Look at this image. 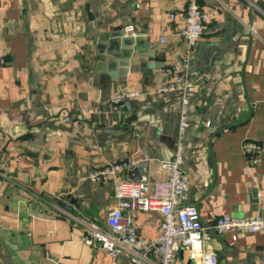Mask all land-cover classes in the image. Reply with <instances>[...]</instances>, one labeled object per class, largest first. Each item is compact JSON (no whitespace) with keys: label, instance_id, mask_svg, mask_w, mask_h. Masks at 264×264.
<instances>
[{"label":"crops","instance_id":"1","mask_svg":"<svg viewBox=\"0 0 264 264\" xmlns=\"http://www.w3.org/2000/svg\"><path fill=\"white\" fill-rule=\"evenodd\" d=\"M192 1L212 17L192 54L204 83L189 93L184 204L212 228L222 214L264 218V0H0V264H130L84 242L85 230L105 227L117 204L114 183L88 176L131 160L151 181L165 178L161 162L174 149L159 129L176 131L181 96L162 88L187 50L178 9ZM131 25L162 68L131 73L143 65H130L127 80L104 97L98 48ZM126 91L140 94L112 102ZM71 198L69 212L60 203ZM133 221L144 238L160 233L157 213L136 212ZM214 232L182 245L177 264H199L203 251L221 256L219 264H264V229L220 234L226 248Z\"/></svg>","mask_w":264,"mask_h":264},{"label":"built area","instance_id":"2","mask_svg":"<svg viewBox=\"0 0 264 264\" xmlns=\"http://www.w3.org/2000/svg\"><path fill=\"white\" fill-rule=\"evenodd\" d=\"M178 10L186 19L183 34L187 50L183 58L166 71L169 79L162 88L165 92H179L181 96L173 156L161 162L165 178L158 181H151L147 176L139 180L127 179L126 172L138 167L131 160L98 167L88 176L93 183H114L113 194L117 204L108 215L105 227L92 225L85 230L84 242L87 245L99 244L113 259L126 256L130 264H177V252L182 245L202 242L208 237L199 208L184 204L190 190V179L183 165L184 143L191 118L189 93L204 83L201 71L192 66V54L212 13L195 1L180 6ZM175 14L170 13L171 20L176 18ZM126 33L134 34V26H128ZM164 40L162 36L161 41ZM139 94L138 91L122 92L112 102L122 106ZM89 110V107L82 108L81 115H86ZM122 175L125 178L123 180ZM136 212L157 213L161 216L160 233L155 238L147 239L140 235L133 221ZM213 227L219 234L231 231L258 232L264 229V218L239 219L222 214L215 219ZM198 257L199 264H217V256L207 251L201 252Z\"/></svg>","mask_w":264,"mask_h":264},{"label":"water","instance_id":"3","mask_svg":"<svg viewBox=\"0 0 264 264\" xmlns=\"http://www.w3.org/2000/svg\"><path fill=\"white\" fill-rule=\"evenodd\" d=\"M136 31H139V33H143V30H139L137 28ZM108 38V41H103V44H101L97 52L98 56H103L105 58V61L98 62V66L96 69L98 73L104 75L101 79V85H103L104 89V97L110 96L111 88L114 83L118 86L120 85V83L127 80L129 73L128 69L129 67H131L130 65H143V68H140V66H135L132 69L130 68L131 73H139L145 72L148 69L162 68V65L160 67H157L155 66L156 64H152V61L148 59V55L145 54L146 46L141 43L140 39H136L133 34H128L119 29H115L109 34ZM137 113L138 112H136V114L132 118L128 119L129 124H132L137 120ZM154 122V126H158L160 124L159 120L155 119ZM158 137L160 141L164 143L167 149H174L176 131L173 129V126L165 125L161 127L159 129ZM126 176L127 179L139 180L142 178L143 174L142 172H140V169L136 167L128 170L126 172ZM75 203V200L72 199L69 205L60 203V206L67 211L72 212L73 204ZM203 225L209 231H211V233L212 230H214V236L221 241V243L224 245V248L227 247L225 240L214 228H212L210 224ZM221 258V256L218 258L217 264H219Z\"/></svg>","mask_w":264,"mask_h":264}]
</instances>
